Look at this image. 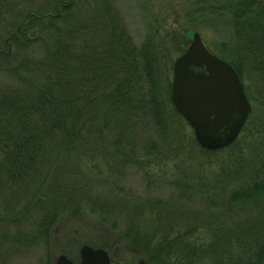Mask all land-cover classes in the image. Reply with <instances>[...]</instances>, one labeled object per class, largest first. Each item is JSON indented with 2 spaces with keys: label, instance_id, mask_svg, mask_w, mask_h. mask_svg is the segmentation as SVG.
<instances>
[{
  "label": "trees",
  "instance_id": "1",
  "mask_svg": "<svg viewBox=\"0 0 264 264\" xmlns=\"http://www.w3.org/2000/svg\"><path fill=\"white\" fill-rule=\"evenodd\" d=\"M60 3L22 23L20 0H0V39L15 40L23 51L0 86V184L27 189L41 182L40 195L16 217L29 230L9 233L0 224V241L32 245L60 217L86 204L115 219L125 213L121 238L132 256L151 264H259L264 140L260 156L248 169H234L229 180L198 186L187 181L181 165L193 148L233 149L240 134L221 149L200 147L168 90L166 100L161 94L153 40L135 45L112 0ZM233 19L234 42L226 53L235 59L207 47L228 59L253 99L249 80L264 94V0L238 1ZM34 23L38 33L24 37ZM133 163L142 170L141 195L122 184ZM158 183L172 192L151 193ZM100 185L111 199L100 205L85 200Z\"/></svg>",
  "mask_w": 264,
  "mask_h": 264
},
{
  "label": "rangeland",
  "instance_id": "2",
  "mask_svg": "<svg viewBox=\"0 0 264 264\" xmlns=\"http://www.w3.org/2000/svg\"><path fill=\"white\" fill-rule=\"evenodd\" d=\"M61 1L20 0L17 9L20 21L25 22L26 17L32 14L38 16L51 13L59 8ZM238 1L240 0H112V3L117 8L116 16L128 28L135 45L139 46L147 37L153 40L159 53L161 70L159 83L165 99L167 90L168 96L170 95L173 61L181 49L187 48L190 44L194 32H199L206 47L211 46L215 52L221 50L223 52H220L228 56V59L232 57L235 59L234 55L226 53V50L232 48L234 42L233 10ZM38 27L35 23L32 24L25 31L24 37L36 35ZM22 55L23 51L15 40L6 41L3 37L0 39V86L8 80L4 72L15 66ZM247 82L251 85L253 99H249L251 110L239 133L238 144L233 149L216 152H200L193 148L191 159L181 165L186 180L195 186L200 182L218 185L221 183L220 177L229 180L228 177H232L234 169L245 166L248 169L260 156L258 153L264 140V94L258 92L252 80ZM168 112L174 119L173 124L176 125L178 118L171 112V107H168ZM189 128L193 133L190 125ZM224 172H229L230 175L225 176ZM141 173L142 170H138L136 163H133L122 181L126 188L132 189L134 193H138L137 195L145 191ZM40 183L33 185L32 188L27 186V189L25 186L0 184V224H3L1 225L3 230L8 229L9 233L14 230H29L25 220L21 221L16 217L21 216L28 200L40 195L37 192ZM45 185L43 183V187L48 186L47 183ZM64 189L68 190V184L64 185ZM170 190L172 192L173 188L167 183H158L157 188L151 187L150 192L165 195ZM94 191L96 192L92 191L91 196L85 200L90 199L100 205L102 201L111 199L105 193L107 188L101 185ZM71 215L60 217L51 226L47 236L32 245L15 243L10 239L6 240L7 242H0V264H55L57 256L61 253L77 262L80 260L79 249L84 244L106 249L111 257V264H151L147 260H142L140 255L132 256L126 241L121 238L126 222L125 213L115 219L102 215L99 210L84 204L79 212Z\"/></svg>",
  "mask_w": 264,
  "mask_h": 264
},
{
  "label": "water",
  "instance_id": "3",
  "mask_svg": "<svg viewBox=\"0 0 264 264\" xmlns=\"http://www.w3.org/2000/svg\"><path fill=\"white\" fill-rule=\"evenodd\" d=\"M172 75L170 100L192 128L200 147L217 150L230 145L251 110L236 69L212 53L196 31L187 48L174 59ZM79 253L77 262L61 253L55 264H111L104 248L84 244Z\"/></svg>",
  "mask_w": 264,
  "mask_h": 264
},
{
  "label": "flooded vegetation",
  "instance_id": "4",
  "mask_svg": "<svg viewBox=\"0 0 264 264\" xmlns=\"http://www.w3.org/2000/svg\"><path fill=\"white\" fill-rule=\"evenodd\" d=\"M1 243H3L2 241H0ZM4 242H6V241H4ZM108 252V251H107ZM110 256V255H109ZM110 259H111V257H110ZM111 262H112V260H111Z\"/></svg>",
  "mask_w": 264,
  "mask_h": 264
}]
</instances>
